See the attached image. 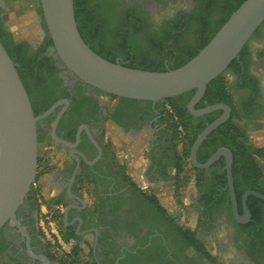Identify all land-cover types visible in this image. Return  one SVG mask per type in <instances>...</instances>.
<instances>
[{
	"label": "flooded vegetation",
	"instance_id": "af4514ba",
	"mask_svg": "<svg viewBox=\"0 0 264 264\" xmlns=\"http://www.w3.org/2000/svg\"><path fill=\"white\" fill-rule=\"evenodd\" d=\"M25 1L29 0H0V35L10 50L22 56L23 82L36 116L50 112L38 123V157L46 155L48 170L58 184L55 198L66 202L62 204L64 212L73 210L75 186L87 181L96 187L101 175H108L115 145L120 149L124 144L132 145L134 152L125 154L123 163L129 157L140 166L143 161L144 179L175 192L184 149L181 143L177 151V131L171 124L164 125V102L118 98L82 82L59 59L39 0L33 11L40 36L31 42L14 32L9 14L22 8ZM78 1L100 31L95 44L102 54H117L115 62L123 66L141 69L147 62L171 70L196 52L210 35L207 29L241 0ZM203 22L206 28L200 30ZM259 52L264 53V23L247 44L239 74L229 72L228 80L241 116L238 125L246 137H261L259 149L264 154V56L259 57ZM238 81L247 85L239 88ZM209 136L197 151L199 164L227 149L219 147L218 138ZM191 148L184 176L192 178L187 179L183 194L188 198L194 226L177 225L149 195L150 190L127 192L115 182L107 189L100 225L107 246H90L91 264H264V201L249 195V217L238 221L233 214L225 158L221 156L207 169H198L190 162ZM256 160L263 170L264 164ZM138 180H143L142 175ZM232 184L238 214L244 217L243 197L248 192L264 196V192L247 189L241 173L234 170L233 174V164ZM39 192L32 187L16 212L23 230L11 222L1 228L0 264H45L41 257L47 264H61L60 258H52L56 257L54 248L40 231ZM82 205L79 215L86 211ZM54 250L67 255L74 248L70 252L62 246Z\"/></svg>",
	"mask_w": 264,
	"mask_h": 264
},
{
	"label": "water",
	"instance_id": "95a60500",
	"mask_svg": "<svg viewBox=\"0 0 264 264\" xmlns=\"http://www.w3.org/2000/svg\"><path fill=\"white\" fill-rule=\"evenodd\" d=\"M48 33L63 64L82 82L114 97L153 104L194 91L188 112L200 118L215 111L222 115L197 137L190 151L195 168L207 169L221 156L225 158L233 214L238 221L249 211L242 200L244 217L237 211L232 184L233 156L228 149L217 151L205 164L197 161L203 141L231 117V108L217 104L200 110L207 86L224 74L239 58L243 48L264 23V0H245L224 23L211 41L188 63L175 70L150 72L112 63L95 53L83 40L75 17L74 0H39ZM50 112L36 116L28 92L0 40V230L7 223L18 226L16 212L31 191L38 169V123ZM81 203V199H78ZM68 213V211H67ZM27 236V245L30 244ZM45 264V257H41Z\"/></svg>",
	"mask_w": 264,
	"mask_h": 264
},
{
	"label": "trees",
	"instance_id": "16d2710c",
	"mask_svg": "<svg viewBox=\"0 0 264 264\" xmlns=\"http://www.w3.org/2000/svg\"><path fill=\"white\" fill-rule=\"evenodd\" d=\"M244 1L245 0H241L236 5V7H234L231 11H229L227 15L219 23H217L213 27L208 26L209 28L207 30L208 33H210V35H208L202 41V44L200 45L199 49L193 54H191L186 61H184L182 64L175 66L171 70L180 68L181 66L188 63L191 59H193L211 41V39L221 29L224 23L230 18V16L239 8V6ZM74 9H75L76 21L78 24V30L85 43L102 58L112 63H116L115 57L117 56V54L115 53L102 54V50H100L98 46L95 44L96 40L100 36V31L98 30L97 26L93 24L92 18L85 16L78 0H74ZM205 28L206 25L204 26V22L203 24L201 23L199 25L200 30H204ZM257 31L255 32V34H257ZM0 40L3 43L7 53L9 54L13 62L17 64V71L23 82L22 71L25 67V64L24 61L22 60V56L20 52L10 50L6 45V43L3 41L1 35H0ZM18 49H20V47H18ZM246 54H247V45L243 48V50L239 54V58H238L239 60H234L229 65L227 71L224 74L220 75L218 78L213 80L207 86L205 95L203 99L196 105V109L200 110L217 104L227 105L231 108L230 119L226 123L218 127L215 131H213L212 134L209 136V139L218 138L220 140L219 147H224L231 151L233 156V174H234V170L241 173L247 189L264 192L262 169L260 168L256 160L257 158L263 156V150L258 149L251 145H247L246 143L247 138L244 132L242 131V129L238 125V122L241 119L240 112L235 103L234 95L231 92L229 80L227 77L229 72L237 75L239 74L241 69L240 62H244L243 60ZM258 56L262 58L264 56V53L259 52ZM146 63H143V65L146 66L145 68H141L137 70L150 71V72L168 71L163 69L161 65L153 67L152 65L150 66ZM125 67L136 69L133 66H125ZM239 81L237 82L239 88L247 85V83L242 85L239 83ZM193 95H194V91H191L176 98L163 101L164 104H167L171 109V112L167 111L165 116L166 119H168V121L171 123L170 126H172V128L175 131H177V135H175L174 140L182 143L184 149L182 157L179 158L178 174H177L178 181L174 187L175 197L177 198H179L181 189L183 188V186H185V183L188 179L187 177L184 176L185 175L184 172H185V166L188 163L190 148L193 146L197 137L207 128V126L212 124L222 115V111H215L200 118H195L191 116L188 112V103ZM34 113L35 115L37 114L35 110ZM180 128L181 131L179 130ZM199 162L203 163L205 162V159L204 160L199 159ZM39 169H41L42 171L38 172L36 178L37 181L40 179V176L48 173L49 171L48 162L43 157H38V170ZM155 202L157 205H159L160 208H162L160 204L157 203V201ZM187 234L190 235L188 231ZM65 256L66 257L64 258L63 257L60 258L61 264H82L80 262L82 254L78 248H75L71 254H67ZM52 258L57 259L55 256H52Z\"/></svg>",
	"mask_w": 264,
	"mask_h": 264
},
{
	"label": "crops",
	"instance_id": "0c3cea01",
	"mask_svg": "<svg viewBox=\"0 0 264 264\" xmlns=\"http://www.w3.org/2000/svg\"><path fill=\"white\" fill-rule=\"evenodd\" d=\"M167 104L164 105V115L166 114ZM164 125L169 126L171 123L164 116ZM117 142H121V139ZM123 148H127V151L132 152V145L124 144ZM112 157L114 158L113 163L111 164V168L108 171V175H101L99 178V183L95 187L91 182H82L74 187L73 194L75 196L71 197L70 204L73 207L71 212L63 213L61 215H57L51 221V229L53 234L57 240L58 246H62V249L65 252H70L71 249L78 248L81 254H88L90 251V246H107L104 244V240L101 237V221L102 214L105 211L104 203L106 202V197L108 196L107 189L111 187L113 183L120 184L121 187L130 192L133 189H145L150 190V194L157 201V203L162 206L163 198L166 196H171V187L165 186H155L152 182L144 179L143 174H145L146 168L128 164V162L122 161L123 156L127 153H121L115 145L112 148ZM121 154V155H120ZM140 165V163L138 164ZM140 167V168H138ZM146 167V166H145ZM142 175L141 182L140 180L136 181L138 177ZM107 177L109 179H107ZM43 183L44 189L46 190V194L49 198L47 203L48 207L53 208L59 204H66V202L58 200L55 198L56 190L58 189V184L54 179L51 171L44 174ZM136 183H140V185H135ZM106 184V185H105ZM101 185V186H100ZM112 188V187H111ZM78 199H81L83 202L81 203ZM82 205L84 211L83 215H79L78 210L80 208L79 205Z\"/></svg>",
	"mask_w": 264,
	"mask_h": 264
},
{
	"label": "rangeland",
	"instance_id": "374dc122",
	"mask_svg": "<svg viewBox=\"0 0 264 264\" xmlns=\"http://www.w3.org/2000/svg\"><path fill=\"white\" fill-rule=\"evenodd\" d=\"M35 1L36 0L25 1L22 8H17L15 10L12 9L11 10L12 12H10L9 14L10 25L12 29L14 30V32L18 33L21 36H24L25 38H29L31 42H33L34 40H36L38 36H40V30L35 27V24L37 22L36 14L33 11V8L35 6ZM246 138H247L246 139L247 145L254 146L258 149L263 144L262 139L258 134H255V135L249 134ZM175 146H176L177 151L180 152L181 143L177 142ZM120 151H124V153L128 152L127 148H122V150ZM133 152L134 150H132V153ZM128 153H131V152L129 151ZM45 156L46 155L41 154V157L45 158ZM257 159L260 164H264V154L262 157L257 158ZM127 162L128 164L140 166L138 165L139 162L137 160L132 161L130 157L128 158V160H126V163ZM141 164L144 165V162L142 161ZM262 168H263L262 171H263V177H264V167ZM41 171H42L41 169L39 170L37 169V174L38 172H41ZM43 176L44 175L40 176V179L36 181V183H37L38 191H40L39 195H40L41 202L44 204H47L49 201V198L46 194V190L44 189V183H43V178H42ZM188 178L191 179L192 176L189 175ZM184 189H185V186H183V188L181 189L179 198L175 197V192H172V189H171V192H172L171 196L164 197L161 204L163 206L162 208L165 209V211L169 214L170 218H173V221L177 225L193 227L194 217L190 213L189 206L187 205L188 198H186V196H184L183 194ZM54 249L52 253L56 255V258L58 259L61 257L64 258L65 255L63 254L61 250L56 251ZM80 262L82 264H91L92 258L89 254H83Z\"/></svg>",
	"mask_w": 264,
	"mask_h": 264
},
{
	"label": "built area",
	"instance_id": "2783aa9c",
	"mask_svg": "<svg viewBox=\"0 0 264 264\" xmlns=\"http://www.w3.org/2000/svg\"><path fill=\"white\" fill-rule=\"evenodd\" d=\"M167 110L171 112V109L169 106H167ZM181 131V128L179 129ZM33 188H37V183L34 182L32 185ZM41 205V214H40V231L44 238V240L53 248H57L58 243L57 240L53 234V231L51 229V221L53 218L57 215H61L64 213V206L62 204H59L57 206H54L53 208L48 207L47 204L40 203Z\"/></svg>",
	"mask_w": 264,
	"mask_h": 264
}]
</instances>
